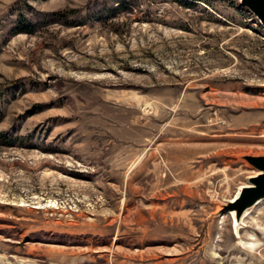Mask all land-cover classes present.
Returning a JSON list of instances; mask_svg holds the SVG:
<instances>
[{"label": "rangeland", "instance_id": "obj_1", "mask_svg": "<svg viewBox=\"0 0 264 264\" xmlns=\"http://www.w3.org/2000/svg\"><path fill=\"white\" fill-rule=\"evenodd\" d=\"M113 1L0 0V264H264V26Z\"/></svg>", "mask_w": 264, "mask_h": 264}, {"label": "water", "instance_id": "obj_2", "mask_svg": "<svg viewBox=\"0 0 264 264\" xmlns=\"http://www.w3.org/2000/svg\"><path fill=\"white\" fill-rule=\"evenodd\" d=\"M241 4L247 7L264 26V0H240ZM246 160L262 173L249 180L253 186L244 188L241 196L232 204L226 205V210L232 208L237 210V215L256 201L264 198V156L247 157Z\"/></svg>", "mask_w": 264, "mask_h": 264}, {"label": "bare ground", "instance_id": "obj_3", "mask_svg": "<svg viewBox=\"0 0 264 264\" xmlns=\"http://www.w3.org/2000/svg\"><path fill=\"white\" fill-rule=\"evenodd\" d=\"M253 157H259L257 155H253ZM262 172L260 170H256L254 175L252 176H249L245 182L244 185L240 186L238 189H237V192L236 194L233 196L232 199H230L227 204H232L234 203L242 194V191L244 188H248L250 186H253V184L249 181L251 180L252 178H255L256 176H258L259 174H261ZM262 200H264V198L256 201L253 205H250V206H247L242 212L241 214L237 215V210L232 208L228 211V213L230 214L231 218H232V221H233V224H234V232L235 234L237 235V233L239 232V228L241 225L244 224V218L246 216H248V214L251 212V209H253L259 202H261ZM226 204V205H227ZM253 245V244H252ZM248 247V245H247ZM247 250V249H246Z\"/></svg>", "mask_w": 264, "mask_h": 264}, {"label": "trees", "instance_id": "obj_4", "mask_svg": "<svg viewBox=\"0 0 264 264\" xmlns=\"http://www.w3.org/2000/svg\"><path fill=\"white\" fill-rule=\"evenodd\" d=\"M113 4H116L115 6L110 8V13L114 14L116 13L117 10H119L121 8L122 2L120 1H113ZM64 15L60 12H50L47 13L46 16L50 17V20H54V21H59L60 17Z\"/></svg>", "mask_w": 264, "mask_h": 264}]
</instances>
